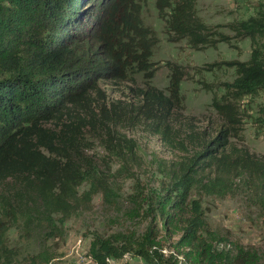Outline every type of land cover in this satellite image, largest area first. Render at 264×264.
I'll return each mask as SVG.
<instances>
[{
  "label": "trees",
  "instance_id": "obj_1",
  "mask_svg": "<svg viewBox=\"0 0 264 264\" xmlns=\"http://www.w3.org/2000/svg\"><path fill=\"white\" fill-rule=\"evenodd\" d=\"M196 0H154L158 17L192 48L207 43L206 26L196 17ZM147 0H0V264H11L5 235L19 222L28 238L44 245L62 235L60 225L90 209L92 197L112 194L105 171L86 155L90 140L106 154L126 161L134 141L120 131L140 123L169 139L176 110L182 105L184 73L171 65L166 92L149 81L157 43L143 24ZM264 17V14H262ZM254 41L264 36V22L240 23ZM257 49L246 62H232L235 79L224 83L212 106L222 123L216 135L202 139L198 150L167 169L163 196L150 206L151 219L139 238L95 235L89 247L93 264L139 257L153 264H260L257 250L210 231L196 191L225 198L237 182L258 198L264 211V157L239 148L240 102L264 91V60ZM142 73L144 89L137 102L108 103L98 82L127 81ZM264 127V119H260ZM183 152L187 148L179 144ZM127 149V150H126ZM126 165L118 168L124 174ZM87 185V190L81 191ZM161 229L177 236V255L164 256L157 240ZM229 243V245H227ZM30 264H48L45 250Z\"/></svg>",
  "mask_w": 264,
  "mask_h": 264
},
{
  "label": "rangeland",
  "instance_id": "obj_2",
  "mask_svg": "<svg viewBox=\"0 0 264 264\" xmlns=\"http://www.w3.org/2000/svg\"><path fill=\"white\" fill-rule=\"evenodd\" d=\"M194 10L207 28L203 32L207 43L198 48H192L186 39L172 40L175 35L158 17L154 0H147L142 11L143 24L154 31L157 39L150 58L152 69L156 71L149 83L167 93L171 65L180 66L184 73L180 84L182 105L176 110L170 138H161L143 123L121 130L127 139L134 141L133 158L130 159V152L126 151L124 163L106 154L101 142L89 139L86 155L105 171L112 194L94 195L90 209L78 211L63 222L62 235L44 245L38 238H28L19 222L5 235V245L13 258L11 264H30L29 258L42 252V247L52 254L48 264H93L88 254L96 234L104 238L118 234L139 238L151 219L150 206L163 196L166 170L198 150L202 139L216 135L222 120L212 106L213 98H221L222 84H231L235 79L234 67L228 63L248 61L254 49L264 60V36L256 34L253 41L240 24L250 19L264 22V0H196ZM145 83L144 75L138 73L122 82L101 80L98 86L108 103L121 101L126 107L138 103L135 92L144 89ZM239 114L241 134L231 141L257 157H264V127L259 121L264 119V91L253 98L243 97ZM181 143L186 146V152L180 149ZM122 165L127 166L128 172L118 174ZM87 188L84 185L81 191ZM191 199L201 203L210 231L257 250L260 264H264V211L258 198L242 181L237 182L234 193L225 198L193 191ZM157 224L161 253L176 256L173 246L178 237L166 234L160 223ZM177 258L178 264H186L182 257ZM111 264L153 263L139 257H123Z\"/></svg>",
  "mask_w": 264,
  "mask_h": 264
}]
</instances>
